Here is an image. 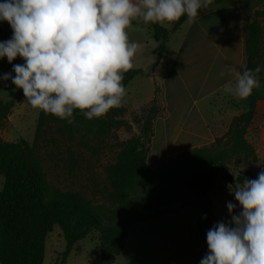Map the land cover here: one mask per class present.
I'll use <instances>...</instances> for the list:
<instances>
[{
	"label": "trees",
	"instance_id": "16d2710c",
	"mask_svg": "<svg viewBox=\"0 0 264 264\" xmlns=\"http://www.w3.org/2000/svg\"><path fill=\"white\" fill-rule=\"evenodd\" d=\"M234 1L214 0L209 9L199 14ZM239 1L253 19L245 25L246 68L254 70L260 66L263 69L261 20H264V11L253 12V0ZM187 20L185 14L173 22L171 28L161 27L159 23H144L156 42L153 70L167 53L171 34ZM150 74L148 70L132 69L123 73L121 83L127 88L136 76ZM151 103H158L157 89ZM113 110L121 115L126 107ZM253 117V111L234 117L227 134L216 138L212 146L188 150L155 171L147 164L151 129L146 141L137 136L122 142L115 163L107 168L110 189L107 204L94 206L78 192L53 188L37 152V143L48 125L60 124L67 130L73 126L90 129L91 120L80 110H74L75 123L69 124L40 110L34 144L26 141L0 143V175L4 179L0 190V264H43L46 239L56 225L62 228L66 241L59 264H65L74 246L93 231L101 233L99 264H112L124 249L131 226L190 206L200 210L196 225L205 241L207 231L219 222L213 212L210 190L219 178L233 187L242 184L250 176L238 175L233 179L230 167L257 161L255 149L246 139ZM94 121L103 132L105 122L101 118ZM136 192L137 198L129 201L128 195ZM125 211L133 213L132 220L125 218Z\"/></svg>",
	"mask_w": 264,
	"mask_h": 264
},
{
	"label": "clouds",
	"instance_id": "9594fccd",
	"mask_svg": "<svg viewBox=\"0 0 264 264\" xmlns=\"http://www.w3.org/2000/svg\"><path fill=\"white\" fill-rule=\"evenodd\" d=\"M214 0H4L0 21L13 35L0 42V58L11 64V73L0 79L12 83L29 104L46 115L75 123L74 110L88 120L102 118L123 106L126 88L123 73L133 67L142 45L129 41L126 32L135 19L170 27L187 14L191 20ZM254 70L225 65L219 77H230L225 92L237 100L249 98L259 88ZM234 81V83H233ZM2 91V90H0ZM228 185L242 211L228 202L231 220L214 224L206 234L208 253L200 264H264V170L242 185Z\"/></svg>",
	"mask_w": 264,
	"mask_h": 264
},
{
	"label": "crops",
	"instance_id": "0c3cea01",
	"mask_svg": "<svg viewBox=\"0 0 264 264\" xmlns=\"http://www.w3.org/2000/svg\"><path fill=\"white\" fill-rule=\"evenodd\" d=\"M257 11H264V0H253V12ZM250 19L242 3L235 0L187 20L171 34L167 53L147 77L155 82L149 103L157 89L159 104L147 144L151 170L188 150L212 146L216 138L227 134L232 119L247 111L254 112L246 139L254 147L257 161L231 166L232 178L247 174L256 179L264 170V68L257 74L261 86L245 100L225 92L230 77L218 75L225 65L246 67L245 25ZM136 24L147 27L135 19L130 25ZM261 24L264 28L263 19ZM228 185L219 178L209 193L219 222L231 220L228 202L237 205L236 214L242 211ZM199 215L200 210L190 206L134 224L112 264H200L209 250L196 225Z\"/></svg>",
	"mask_w": 264,
	"mask_h": 264
},
{
	"label": "rangeland",
	"instance_id": "374dc122",
	"mask_svg": "<svg viewBox=\"0 0 264 264\" xmlns=\"http://www.w3.org/2000/svg\"><path fill=\"white\" fill-rule=\"evenodd\" d=\"M2 2L4 0H0ZM126 32L130 42L142 45L133 57L130 70H148L151 76L156 61V44L151 32L137 24L135 27L129 25ZM12 35L9 23L0 21V42L9 40ZM24 63L19 56L11 64L7 57L0 58V77L7 73L15 76L13 65ZM154 86L153 80L136 76L126 88L127 94L123 98L126 111L118 115L117 111L110 109L101 118L106 124L103 132L99 131L95 118L91 120L90 129L73 126L67 130L60 124L48 125L37 143V152L51 186L78 192L94 206L107 204L110 193L107 168L115 163L120 144L137 136L146 141L150 133L159 109V104L149 103ZM0 90V143L26 141L34 144L40 110L29 104L23 90L17 88L11 79H0ZM3 183L0 175V190ZM137 195L138 192L129 194L128 200L133 202ZM123 214L127 220L133 219L130 211ZM100 245L101 233L93 231L74 246L68 264H99ZM65 249L62 228L56 225L46 239L43 264H59Z\"/></svg>",
	"mask_w": 264,
	"mask_h": 264
},
{
	"label": "water",
	"instance_id": "95a60500",
	"mask_svg": "<svg viewBox=\"0 0 264 264\" xmlns=\"http://www.w3.org/2000/svg\"><path fill=\"white\" fill-rule=\"evenodd\" d=\"M253 21V19H250V22H252Z\"/></svg>",
	"mask_w": 264,
	"mask_h": 264
}]
</instances>
